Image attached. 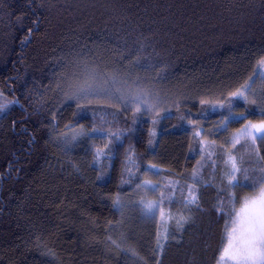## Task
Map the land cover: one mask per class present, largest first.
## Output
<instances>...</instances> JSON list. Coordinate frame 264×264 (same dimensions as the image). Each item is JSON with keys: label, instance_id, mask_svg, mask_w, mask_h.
<instances>
[{"label": "trees", "instance_id": "1", "mask_svg": "<svg viewBox=\"0 0 264 264\" xmlns=\"http://www.w3.org/2000/svg\"><path fill=\"white\" fill-rule=\"evenodd\" d=\"M262 58L264 0H0V264H221Z\"/></svg>", "mask_w": 264, "mask_h": 264}, {"label": "snow or ice", "instance_id": "2", "mask_svg": "<svg viewBox=\"0 0 264 264\" xmlns=\"http://www.w3.org/2000/svg\"><path fill=\"white\" fill-rule=\"evenodd\" d=\"M264 64V58L259 61ZM264 78V73L260 74ZM250 83L244 86V91L238 90L232 93L237 99L247 100L245 91L250 88ZM7 105L0 106V111H3ZM264 114V112H262ZM243 116V113L240 114ZM244 134L251 136L253 140L260 139L264 141V121L259 125H246ZM239 171L236 163L232 162V173H230L229 186L242 187L237 180L235 173ZM264 171V170H262ZM249 179L248 175L244 176V180ZM264 180V176L260 177ZM146 185L151 187L149 182ZM256 186V181H253L252 187ZM197 197L191 193V198L187 200V204H195ZM148 212H154L155 205L149 203L146 205ZM183 220V218H182ZM183 220V223H186ZM180 226L183 227L182 222ZM228 243L225 247L222 258L227 257L232 264H264V187L260 188L259 192L251 198H246L243 214L237 213V218L233 221V226L229 229Z\"/></svg>", "mask_w": 264, "mask_h": 264}, {"label": "rangeland", "instance_id": "3", "mask_svg": "<svg viewBox=\"0 0 264 264\" xmlns=\"http://www.w3.org/2000/svg\"><path fill=\"white\" fill-rule=\"evenodd\" d=\"M147 105H149L150 108H154V104H153V103H151V104H147ZM134 106H135V107H138L137 105H134ZM144 109H148V107H144ZM250 124H256V125H257V123H249V122H248V124H245V126H246V125H250ZM245 126L240 130L241 136L246 137L247 139L251 138V139L253 140L252 137H249V138H248V135L244 134ZM263 187H264V185H263ZM261 188H262V187H261ZM258 192H259V191H258ZM245 201H246V199H244V200L242 201L241 205L239 206L238 210L236 211V213H235V215H234V217H233V220H232V222H231V224H230L229 229L233 226V221L237 218V213H241V214H243V212H244ZM151 203H153V202H151ZM153 204L155 205L154 212H157V211H156L157 206H156L155 203H153ZM159 215L162 216V214H159ZM228 235H229V230H228ZM227 243H228V240L226 241V244H225V246H224V249H225V247L227 246ZM224 249L222 250V252H221V256H220V257H221V258H220L221 264H232V262L229 261V260L227 259V257H223V258H222V254H223ZM218 263H219V262H218Z\"/></svg>", "mask_w": 264, "mask_h": 264}]
</instances>
